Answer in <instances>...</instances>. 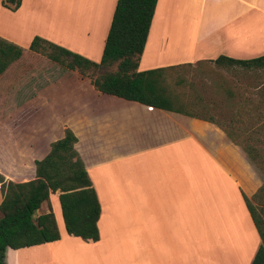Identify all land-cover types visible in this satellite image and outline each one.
Instances as JSON below:
<instances>
[{"label":"crops","instance_id":"crops-1","mask_svg":"<svg viewBox=\"0 0 264 264\" xmlns=\"http://www.w3.org/2000/svg\"><path fill=\"white\" fill-rule=\"evenodd\" d=\"M2 1L0 41L21 55L0 74L1 126L17 139L1 148L0 176L33 180V162L67 128L99 205L98 239L81 240L50 193L59 239L6 248L4 264H250L260 239L242 196L260 181L212 115L218 124L100 93L28 50L38 37L98 63L116 0H20L14 11ZM262 55L264 0H156L136 71ZM46 212L42 203L35 217Z\"/></svg>","mask_w":264,"mask_h":264},{"label":"trees","instance_id":"trees-1","mask_svg":"<svg viewBox=\"0 0 264 264\" xmlns=\"http://www.w3.org/2000/svg\"><path fill=\"white\" fill-rule=\"evenodd\" d=\"M19 3L20 0H3L1 5L14 11ZM155 3L156 0H116L98 63L90 62L38 37L31 39L28 50L88 78L94 90L100 93L158 109L184 112L187 116L218 124L211 116H198L184 111L185 103L192 105L201 100L197 94L187 96L185 102L178 95H171L167 91L165 74L176 72L183 66L136 71ZM20 55L18 48L0 41V74ZM213 64L217 67L263 68L264 55L248 60L219 56ZM184 84L191 88L182 77L176 75L173 85L178 88ZM75 142L74 135L65 128L63 137L49 144L46 156L33 162L34 179L31 181L4 182L0 176V264H4L6 248L16 250L59 239L48 203V195L55 191L59 192L57 199L65 233L81 240L94 242L98 239L96 221L99 205L82 162L74 150ZM241 144L240 149L262 179L252 199L264 206V157L257 148ZM242 198L260 239V246L250 264H264V210L260 208L263 216L257 214L247 199L244 196ZM42 203L46 204L47 212L35 217Z\"/></svg>","mask_w":264,"mask_h":264},{"label":"rangeland","instance_id":"rangeland-1","mask_svg":"<svg viewBox=\"0 0 264 264\" xmlns=\"http://www.w3.org/2000/svg\"><path fill=\"white\" fill-rule=\"evenodd\" d=\"M171 12L172 16H178L180 8L171 6ZM176 75L182 77L187 84L191 85V88L185 84L176 88L173 85ZM165 79V86L171 95H178L179 99L186 102L187 96L193 97L197 94L203 100L205 109L200 108V105H186L185 103L183 107L185 112L212 115L222 125L225 135L231 134L233 144L238 147L241 143L251 145L260 150L264 157V67L218 69L212 64L202 62L189 68H181L176 72H167ZM14 122L16 124V120ZM1 125L0 120V171L5 172L1 148L4 144H16L17 139L15 135L8 137ZM247 161L261 186L262 179L259 172L248 159ZM247 202L257 214L263 216L260 212V208L264 210L261 202L254 201L252 198Z\"/></svg>","mask_w":264,"mask_h":264}]
</instances>
